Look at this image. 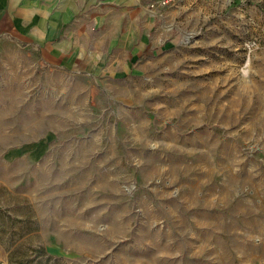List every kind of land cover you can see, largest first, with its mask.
<instances>
[{
    "label": "rangeland",
    "instance_id": "1",
    "mask_svg": "<svg viewBox=\"0 0 264 264\" xmlns=\"http://www.w3.org/2000/svg\"><path fill=\"white\" fill-rule=\"evenodd\" d=\"M158 15L115 78L0 56V264H264V0Z\"/></svg>",
    "mask_w": 264,
    "mask_h": 264
},
{
    "label": "crops",
    "instance_id": "2",
    "mask_svg": "<svg viewBox=\"0 0 264 264\" xmlns=\"http://www.w3.org/2000/svg\"><path fill=\"white\" fill-rule=\"evenodd\" d=\"M158 11L157 0H0V56L115 78L166 42Z\"/></svg>",
    "mask_w": 264,
    "mask_h": 264
},
{
    "label": "built area",
    "instance_id": "3",
    "mask_svg": "<svg viewBox=\"0 0 264 264\" xmlns=\"http://www.w3.org/2000/svg\"><path fill=\"white\" fill-rule=\"evenodd\" d=\"M177 0H157V4L159 7H169L171 5H173Z\"/></svg>",
    "mask_w": 264,
    "mask_h": 264
}]
</instances>
